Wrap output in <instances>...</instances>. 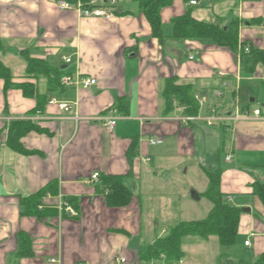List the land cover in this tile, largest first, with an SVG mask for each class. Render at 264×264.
Masks as SVG:
<instances>
[{
  "label": "crops",
  "instance_id": "obj_1",
  "mask_svg": "<svg viewBox=\"0 0 264 264\" xmlns=\"http://www.w3.org/2000/svg\"><path fill=\"white\" fill-rule=\"evenodd\" d=\"M55 1L0 0V62L12 77L7 90L0 79V264H114L120 257L124 264H169L141 254L179 223L195 221L177 212L201 200L209 184L204 170L218 168L224 144L221 192L243 210L236 243L222 248L215 236H187L179 264H256L264 257V203L253 193L255 182L264 184V117L253 112L264 108V71L247 74L238 53L172 36L173 20L190 12L224 29L238 21L240 41L264 50V0H173L161 11L162 41L137 2L103 6L114 14L105 20L59 10ZM27 58L47 61L62 73L61 85L30 78ZM67 75L97 84L63 85ZM173 78L199 100L195 121L184 122L177 103L167 110L163 92ZM21 84L34 85L36 96L26 97ZM107 117L117 118L113 132L104 129ZM23 121L36 127L20 140L27 153L9 143ZM106 177L120 178L131 192L127 206L107 202ZM48 188L36 213L26 214L21 201ZM59 198L78 217L62 215ZM22 234L32 256L19 255Z\"/></svg>",
  "mask_w": 264,
  "mask_h": 264
},
{
  "label": "trees",
  "instance_id": "obj_2",
  "mask_svg": "<svg viewBox=\"0 0 264 264\" xmlns=\"http://www.w3.org/2000/svg\"><path fill=\"white\" fill-rule=\"evenodd\" d=\"M73 4L77 0H67ZM84 4L90 0H81ZM137 2L150 23L155 37L163 40L161 11L164 7L171 5L173 0H131ZM173 36L175 40H198L209 41L218 47L226 48L234 53H238L242 61V71L247 74H255L258 68L264 71V50L253 47L250 42H241L239 36V22L234 21L228 29L222 28L220 25L198 21L187 12L184 16L173 20ZM249 47L250 52L246 53L245 48ZM26 72L30 78L38 79L46 77L51 87L60 86V73L58 70L49 66L47 61L40 59L27 58ZM264 73V72H263ZM262 73V74H263ZM262 76V75H261ZM11 74L0 62V79L5 81L6 90L12 86ZM28 98L36 95L34 85L21 84L18 85ZM264 89V82L262 83ZM167 110H171L175 103L183 107L188 117H198L200 112V102L192 93L191 86L178 85L177 79H169L166 81V87L163 92ZM251 103H247L242 109V114L247 116V112ZM38 110H43L41 101L37 106ZM263 109V108H262ZM36 129L34 124L30 122H18L11 129L9 143L15 150L21 153H27L20 143L21 138L28 132ZM224 147L216 155V162L219 163L216 169H205V174L209 179L207 189L200 195L208 199L212 204V209L208 216L200 221L179 223L171 228L168 235L158 240L154 245L141 254L142 259L160 258L162 256L168 260L169 264H179L185 257L182 250V241L187 236H198L201 239L208 240L211 236L218 238L220 245L231 247L236 243L238 236V228L240 217L243 210L232 204L231 201L221 192V176L223 166H221L222 156H224ZM135 154L133 153L132 156ZM221 164V165H220ZM104 187L107 191V202L115 206H127L132 198L131 192L122 184L118 177L104 178ZM254 195H257L264 203V184L255 182L253 184ZM51 192V189H45L37 195L28 199H23L21 204L25 208L26 214L36 213V208L41 199ZM39 212V211H37ZM39 215V214H38ZM43 215V214H41ZM39 215V216H41ZM20 256H32V244L28 236L21 235L20 239ZM256 264H264V257L260 258Z\"/></svg>",
  "mask_w": 264,
  "mask_h": 264
},
{
  "label": "built area",
  "instance_id": "obj_3",
  "mask_svg": "<svg viewBox=\"0 0 264 264\" xmlns=\"http://www.w3.org/2000/svg\"><path fill=\"white\" fill-rule=\"evenodd\" d=\"M189 6H195L197 5V0H187ZM118 2V0H90L88 3L84 4L81 0H77V2L75 4L67 1V0H57L55 1V4L57 6V8L59 10H63V11H76L80 17H84V18H90V17H98V18H102L105 20H111L114 18V14L109 11L104 9L103 6L106 5H115ZM245 52L249 53L250 49L249 47L245 48ZM194 58V56L190 55V59L192 60ZM67 63H70L71 60L68 58L66 59ZM223 75V73L221 74ZM262 80H264V73L262 74ZM62 84L63 85H67V86H81L84 89H88L92 86H95L97 84V80L92 79V78H74L73 76L67 75L64 76L62 79ZM219 96L221 94H218ZM50 104H57L60 109H62L63 111H69L70 110V106L67 103H60L55 99H51ZM253 114L257 117H264V108L263 109H256ZM241 118L240 114H236L235 115V120H239ZM197 118L195 117H185L183 119L184 122H191V121H195ZM102 120L104 121V129L108 132H113L116 124H117V118L115 117H107V118H102ZM214 118L209 119L208 120V124L212 125L214 122ZM219 120H222L221 118H219ZM151 145H158L162 143V140H151L150 141ZM230 158H227V160H229ZM93 180H98L99 179V174H94L92 177ZM47 197L50 198V195H47ZM62 198V196H61ZM42 207H40L41 209ZM57 209L59 210V212L63 215H67L70 217H78V213L75 209H73L71 206H69L66 202H63V200H61L60 198L58 199V203H57ZM246 245H249V242H246ZM126 263V259L125 258H117L114 264H124Z\"/></svg>",
  "mask_w": 264,
  "mask_h": 264
},
{
  "label": "rangeland",
  "instance_id": "obj_4",
  "mask_svg": "<svg viewBox=\"0 0 264 264\" xmlns=\"http://www.w3.org/2000/svg\"><path fill=\"white\" fill-rule=\"evenodd\" d=\"M257 89L255 90V94L252 95L256 99V102L252 103V105L254 106L257 105L258 102L260 101L259 94L261 95V93ZM261 90L263 91V95H264V89H261ZM210 208H211V202L208 199H206L204 196H202L201 200L199 201H196V200L190 201L189 199V202L184 205V211H182L179 208L178 212L175 209L173 210V213L177 212V215L180 217V219H190V220L196 221V220L204 219L208 215V211ZM194 237H198V236H194ZM189 250H191V248H189ZM195 260H196V257L192 259V261H195Z\"/></svg>",
  "mask_w": 264,
  "mask_h": 264
},
{
  "label": "water",
  "instance_id": "obj_5",
  "mask_svg": "<svg viewBox=\"0 0 264 264\" xmlns=\"http://www.w3.org/2000/svg\"><path fill=\"white\" fill-rule=\"evenodd\" d=\"M195 198H196V199H199L198 194L195 195ZM244 211H245V210H244ZM247 211H250V210H247Z\"/></svg>",
  "mask_w": 264,
  "mask_h": 264
}]
</instances>
